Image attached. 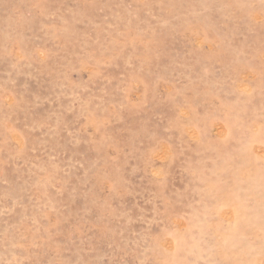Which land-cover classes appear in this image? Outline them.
I'll list each match as a JSON object with an SVG mask.
<instances>
[{"label":"rangeland","instance_id":"374dc122","mask_svg":"<svg viewBox=\"0 0 264 264\" xmlns=\"http://www.w3.org/2000/svg\"><path fill=\"white\" fill-rule=\"evenodd\" d=\"M0 264H264V0H0Z\"/></svg>","mask_w":264,"mask_h":264}]
</instances>
